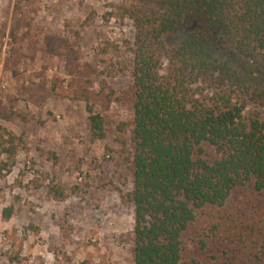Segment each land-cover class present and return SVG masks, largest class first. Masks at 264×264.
I'll return each instance as SVG.
<instances>
[{
    "label": "rangeland",
    "instance_id": "1",
    "mask_svg": "<svg viewBox=\"0 0 264 264\" xmlns=\"http://www.w3.org/2000/svg\"><path fill=\"white\" fill-rule=\"evenodd\" d=\"M132 2L0 0V125L22 139L0 174V264H133V206L122 198L133 182L135 29L120 17ZM185 21L184 35L202 32ZM213 44L228 57L226 45ZM159 69L171 80L164 53ZM86 101L102 117L101 140L89 133ZM257 197L241 188L231 208L251 209ZM223 245L211 236L200 251L187 241L185 260L226 259Z\"/></svg>",
    "mask_w": 264,
    "mask_h": 264
},
{
    "label": "trees",
    "instance_id": "2",
    "mask_svg": "<svg viewBox=\"0 0 264 264\" xmlns=\"http://www.w3.org/2000/svg\"><path fill=\"white\" fill-rule=\"evenodd\" d=\"M122 7L120 17L135 29L133 182L122 198L133 206V264H264V0H133ZM187 18L202 32L184 35ZM213 40L227 46V58ZM161 53L171 80L159 72ZM201 82L211 94L190 92ZM86 111L91 138L103 139L102 117L88 101ZM21 144L0 125V174ZM249 185L257 204L234 211L233 194ZM4 213L8 219L13 210ZM211 236L224 244L226 259L185 260L187 241L204 251Z\"/></svg>",
    "mask_w": 264,
    "mask_h": 264
}]
</instances>
